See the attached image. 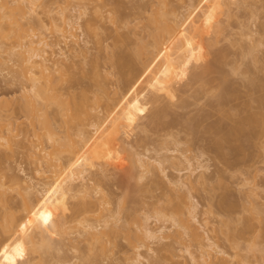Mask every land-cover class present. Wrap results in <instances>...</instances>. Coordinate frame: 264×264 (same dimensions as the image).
Wrapping results in <instances>:
<instances>
[{
  "label": "rangeland",
  "instance_id": "obj_1",
  "mask_svg": "<svg viewBox=\"0 0 264 264\" xmlns=\"http://www.w3.org/2000/svg\"><path fill=\"white\" fill-rule=\"evenodd\" d=\"M158 1L160 2L157 4ZM33 2L37 14L28 16L30 19H27L26 15L21 18L19 12L14 14L18 24L24 19V27H27L25 32L28 34L34 30L35 34L42 33L49 42H54L55 38L59 40L56 30L57 25H60V15L57 12L65 9L66 14L72 15L75 11L77 13V10L82 11L85 8L86 11L83 10L85 13L80 20L84 25H82L84 33L78 39V46L71 41L65 47L62 44L64 51L67 52L61 64L63 66L50 76L53 80L50 85L58 92L54 89L53 91L61 96L56 95V104L52 100L54 103H50L49 100L45 108V113L50 118L49 125L44 123L45 126H41L39 123L42 120L40 118L44 120V111L39 119L35 117L41 115L39 112L47 102L45 105L43 102H37L38 107L40 104L44 106H41L35 116L31 114L28 100L33 99L31 98L33 96L29 94L31 97L27 99V91L25 92L27 98L25 93L23 94L25 88L22 91V87L27 86L25 79L27 77L22 75L25 77L22 78L19 73L21 78L17 77V74L14 75L18 72L19 66L18 63L14 64L15 60L14 63L13 59L11 62L5 61L7 58L5 52L9 53L8 51L16 46L18 34L10 37L12 35V29L10 30L8 25L10 18L5 20L3 18L4 25L1 23L3 28L8 25L11 34L3 28V33H7H2V37L0 33L2 46L0 58L7 62L5 64L2 58V61L0 60V105L3 107L0 109V139L5 137L8 140L3 138L0 140V182L6 183L2 186L4 189L0 187L6 189L2 191L3 193L0 192V197L4 200L6 197L7 200L3 201L0 198V202H6V207L8 206L6 208L0 205V243L3 244V248L0 246V264H136L134 258L137 252L143 257L139 264H146L148 256L150 262L148 264H198L201 261L198 258L205 250L215 254L217 259L227 260V264H240L239 262L264 264V89L263 87L260 88L261 91L257 89L260 85L264 86V0H33ZM41 5L49 9L46 14L56 19L55 24L48 23V16L42 12ZM158 5L168 20L167 22L164 20L166 24L183 21L180 24L182 32L174 27L180 32L181 38L183 37L179 38L183 45L177 48L178 51L184 48V51L180 50L181 55L178 54L177 45L174 46L178 44L177 40L179 41L175 39L177 31L169 30L168 25V30L173 32L166 31L164 36L162 33V37L157 34L162 39L164 37V43L160 44L162 41L160 40V46L154 45L153 40L156 39L157 43L159 41L155 33L153 39L151 32L156 29L154 23L150 25L149 21L152 19L151 13L158 19L164 17L160 11L155 15ZM10 7L12 6L5 9L9 11L12 9ZM74 9L76 10L72 11ZM8 14V17L11 16ZM34 16L42 19L44 17L43 20L48 23L44 22L47 24L44 29L39 30L36 24L31 23L35 19ZM182 17L183 20L180 19ZM26 22L32 28L34 26L33 30H30ZM172 25L171 23V28ZM24 27L21 26L23 30ZM17 28L15 30L18 31ZM158 29L164 28H157L160 33ZM24 34L26 36V33ZM31 34L33 32L29 35ZM173 37L174 40L171 42L170 39ZM142 44L145 48L141 47ZM8 46H12L10 50ZM159 47L163 49V54ZM17 49L16 47L15 50ZM78 49H83V53L86 51L84 54L87 55L83 59L82 50H79V54ZM254 55L258 59L257 57L252 59ZM181 56L186 63L181 61ZM13 58L15 59L14 56ZM9 65L13 67L11 70L14 73L9 69ZM7 69L11 72H7ZM257 94L260 95L259 99ZM251 95H255V99ZM57 104L59 107L63 105L61 109ZM74 106L76 110L71 112ZM62 107H66L65 111ZM66 111L69 114L74 113V120ZM94 115L96 117L99 115L103 120L104 118L106 120V117L110 118L106 133L113 134V138L106 134L109 137L106 140L111 139L112 143L102 141L99 145L94 144L95 147L87 146L86 150L82 145L79 147L81 143L75 134L78 130L84 129L85 132H89L88 135L94 137L96 130L89 124ZM67 120L70 121L67 123ZM63 121H66V124ZM4 122L10 124H7L8 127L12 125L13 130L8 128L9 134H6L7 126L4 127ZM11 130L12 134L15 133L12 135L13 138L10 135ZM35 132H40V136L42 132L43 134L46 132L47 135L53 134L52 139H48V136L47 139L45 136L42 138L43 135L40 139L37 135L39 137L35 139ZM63 135H67L65 137L69 141L72 139L71 143L73 140L76 143L69 144ZM36 142L48 151L60 149L55 150L53 155H50L53 151L50 154L48 152V157L50 155L55 159V162L54 159L51 160L54 164L61 160V165L66 167L70 174V178L66 179L62 187L69 184L74 191L85 180L88 187L102 189V192H105L102 198L106 202H101L102 214L99 212L100 207L96 208L98 212L94 211L98 203L95 202L98 193L86 200L83 197L87 202L84 205L89 209L84 213L81 210L84 201L82 202V197L78 196L80 194L74 198L68 197L69 199L62 196L65 201L61 200L60 193L54 194L55 197L53 195L48 197L49 187L45 190L42 181L51 179L52 174L48 170V174L46 171L45 174L42 169L46 170L44 160L50 157L46 159L47 154L44 153L46 157L42 159L38 151L33 155L32 147L37 145ZM64 142L67 143L63 144ZM58 143L65 146H62L63 148L60 146L61 149ZM75 146L80 148L78 150L82 157ZM45 150L43 151L47 152ZM56 153L57 159L60 160L54 157ZM135 153L142 154L140 156L142 159L150 160L154 165L153 172L145 176L147 179L145 177V180L141 179V182L136 176L139 173L136 169L137 162L136 165L133 164L136 161L132 157L136 156ZM39 155L43 162L39 161ZM79 158L85 159V162L82 160L84 162L82 166L86 170L83 173V180L79 176V179L76 177L78 168L72 166L75 161L79 162ZM159 159H163L160 166L155 162ZM186 159H189V163ZM131 161L136 172H129ZM198 164L202 165L204 171ZM198 167L203 172V179L197 176L201 172ZM190 170H193L189 177L193 180L192 189L188 191L186 186L179 188L173 185L177 190L171 186V180H177L179 177L182 179L181 177L185 175L183 178L187 179ZM132 172L134 177L131 175ZM53 177L52 179L58 175ZM26 182H42L41 185L35 183L34 190L39 191L34 192L32 200H28L30 196L26 197V201L30 203L25 202V193L23 198H20L24 191L18 186L23 187ZM58 187L60 186H57V189ZM61 188L58 192H64ZM181 193L185 194L183 201ZM3 194L4 197L1 196ZM98 201L100 202L99 199ZM192 204L195 206L196 212L193 214L196 215V220L189 214V205ZM117 205H120V212ZM177 205H180V208H177ZM105 207L110 210L114 208L112 211L115 212L118 210L120 220L115 223L118 232L111 231L110 235L107 233L102 237L101 243L105 246V249H102V246L99 248L98 241L96 246L88 244L90 242L86 243L85 237L77 235L76 232L81 231L83 227L82 223V225L78 223L80 217H88V220L94 223L100 215L102 218L106 213H103L104 209L107 210ZM69 209H74V212L72 210L70 213ZM107 217L105 214L104 218ZM171 217L176 219V223L182 218H186L185 222L188 219L187 222L197 228H195L197 238L177 225L181 224L182 220L174 225ZM76 218H79L78 221ZM110 220L109 224L113 223ZM96 222L94 225H97V229H103L98 226L102 220ZM115 224L110 226L116 229ZM158 225H163L164 230L166 227L170 229H166L169 235L166 240L160 241L161 245L156 241L152 243L153 240L145 237L143 232L144 227L155 229ZM208 244H212V247ZM86 245L95 247L92 246L93 249L90 250L91 246L87 248ZM190 253L198 261H192Z\"/></svg>",
  "mask_w": 264,
  "mask_h": 264
},
{
  "label": "bare ground",
  "instance_id": "obj_2",
  "mask_svg": "<svg viewBox=\"0 0 264 264\" xmlns=\"http://www.w3.org/2000/svg\"><path fill=\"white\" fill-rule=\"evenodd\" d=\"M157 1V0H156ZM160 1H158L157 2V4L159 3ZM12 6V7H10V8H12V9H10L9 10V8H8V10L9 11H7L5 8H7L8 6H10L9 4ZM33 0H0V33H1V37H2V35L3 34H5V33H7V32H4L3 33V31H2V28H3V25H4V20L5 19H8V18H10V21L9 20H6V21H9V23H8V25L10 26V30L12 29V32L9 30L8 31V25H6L7 23L5 22V28H3V29H5L6 31H8V34L11 32L12 33V35L10 36V37H12L13 35L14 36H17V35H15V34H18V36H17V38H18V40H17V43H15V45L16 46H14V48L12 47V46H10V47H12V49H14V51L8 46V49L10 50V51H8L9 53H6L5 52V54H7V56L5 55V54H2V56L4 55V56H6L5 58V61L7 60L8 62L10 61L11 62V60L13 59V63H14V60H15V65H16V63H18L19 64V69H18V67H17V70H18V72H17V70H16V68H14L15 69V71L17 72V73H15L14 75L16 76V74H17V77H20L21 78V76L23 75V76H25V77H27V78H25V77H23L22 76V78H25L26 79V83H27V86L25 87H22V91H24L23 92V94L26 92V93H28L27 95H28V98H27V95H26V93H25V95H23V96H25L27 99H29V97H31L29 94H31L33 97H31V98H33V99H31V100H28V104H29V102H30V111H31V114L33 115V116H35V114H36V112L37 111H39L40 110V108H42L41 106L44 104L45 105V103H46V105H45V107L44 108H42V109H44V110H40V112H39V114H41L42 113V111H44L43 112V114H45L46 115V117H45V115H44V120H43V118H40V116H43L42 114L41 115H39V116H37L36 115V117L35 118H37V119H42L41 120V123H39V125H41V126H45V124L44 123H46L47 125H49L48 124V122L50 121V118L47 116V113H45L46 112V106H48V102H49V100H50V103H54L55 102V104H56V101H57V96H59L58 95V93L56 94L55 92L57 91L56 90V88L55 87H51V85L50 84H52V82H53V80H52V77L50 78V76H52L51 74L53 73V72H55V71H58L59 70V68L60 67H62L63 65H61L63 62H64V57H66V53L67 52H65L64 51V47L67 45V43L69 42V41H71V42H73V44L74 45H76V46H78V39L80 38V36H83V33H84V31H83V29H84V27L82 28V25L83 24H81L80 23V20H81V16H82V14H84L85 12L84 11H86L85 10V8L82 10V11H78L77 10V13H76V9H74V10H72V11H75V13H73L72 15L69 13V15L68 14H66L67 12H65L66 10L65 9H61V10H59L57 13L60 15L59 16V20H60V25L58 24L57 25V33H58V36L60 37V39L59 40H57L56 38H55V41L54 42H49V41H47L46 40V37L45 36H43V34L41 33V34H35V32H34V30H33V28H34V24H36L35 26H37L38 28H39V30L40 29H44L45 28V26L48 24V23H50V25H51V23H53V24H55V22H56V19L54 18V17H52V16H48L46 13H48L49 12V9H45L44 7H43V5H41L42 7H43V11L42 12H44L47 16H48V19H49V21H48V23L47 22H45V20H43L44 19V17H43V19H42V17H35V19H34V17H32V19H34L33 21H31V23H34L32 26H33V28L32 27H30V25H29V21L28 22H26L27 24H28V27H30L29 29L30 30H33L32 32H33V34H31V35H29L30 33H32L31 31H30V33L28 34L27 32H25V27H24V24H23V22H24V19H23V22L22 21H20V23L18 24L17 23V18H15L14 17V14H15V12H19V15H20V17L21 18H24L25 17V15H26V18L28 19H30V17H28V16H30V15H32L33 13H35V14H37L36 13V10H35V8L36 7H34L33 8ZM156 3V2H155ZM162 3V2H161ZM41 4H42V2H41ZM156 4V5H157ZM160 5V4H159ZM158 5V8L160 7ZM13 6H14V8H13ZM85 7V6H84ZM158 8H157V10L155 11V12H157L155 15H158V13H159V11H160V8H159V10H158ZM4 9V10H3ZM42 9V8H41ZM45 9V10H44ZM162 11V10H161ZM160 11V12H161ZM10 13L11 14V16H7V14L8 13ZM152 12V11H151ZM165 12V11H164ZM7 13V14H6ZM43 13V14H44ZM162 13V15L165 17H162V19L161 18H157V17H153L152 15L154 14V13H151L150 14V19H151V21H149V22H151L150 23V25H153V23H154V28L156 29V30H154V32H151L150 33V36L152 35L153 36V39H154V33H155V35H156V37H158V36H160V37H162V33H163V36H164V34H166V31H167V33H172L175 29H179L178 31H180L181 30V26L182 25H180V24H182L183 23V21H182V23H178V22H180V21H178L177 23H178V25H177V23H175V22H171L173 25H172V28H171V23H169L168 22V24H166V22L168 21L167 20V18H166V16L164 15L165 13H163V12H161ZM39 14V13H38ZM9 15V14H8ZM42 15V14H41ZM154 15V16H155ZM159 15H161V14H159ZM7 16V17H6ZM37 16V15H36ZM46 16V17H47ZM149 16V15H148ZM152 16V17H151ZM2 18V19H1ZM3 18H4V20H3ZM147 18H149V17H147ZM153 18L155 19H158L157 21L159 22L160 20V24L159 23H157V21H156V19L154 20V21H152L153 20ZM47 19V18H46ZM149 19V20H150ZM166 19V20H165ZM181 20H183V17L182 18H180ZM163 20V21H162ZM164 20L166 21V22H164ZM178 20V19H177ZM184 20L186 21V18L184 17ZM47 23V24H45V23ZM3 25H2V24ZM23 25H22V24ZM25 23V24H26ZM155 23H156V25H155ZM163 23V24H162ZM175 23V24H174ZM186 23V22H185ZM170 24V25H169ZM15 27H14V26ZM148 25H149V23H148ZM160 25V26H159ZM161 25H162V27H161ZM165 27H164V26ZM169 26V30H173V31H169L168 30V26ZM180 25V26H179ZM11 26H13V27H11ZM21 26L22 27H24V30L21 28ZM84 26V25H83ZM16 27H18L17 29H19L20 30V28H21V30H23V31H17V30H15V28ZM151 27V26H150ZM174 27H176L175 29H174ZM178 27V28H177ZM7 28V29H6ZM27 28V27H26ZM153 28V27H152ZM157 28H161V29H163V30H160V29H158V30H160L161 32L159 33V31H157ZM86 29V28H85ZM184 29V28H183ZM4 30V31H5ZM13 30H15V32H13ZM27 30V29H26ZM165 30V31H164ZM177 30H175V31H177ZM28 31V30H27ZM76 31H79V32H77L76 33ZM86 31V30H85ZM169 31V32H168ZM176 32V36L174 35V34H170V35H174L176 38L175 39H179V38H181V36H180V32H182V31H180V32ZM20 32V33H19ZM156 32H158V33H156ZM3 33V34H2ZM10 33V34H11ZM24 33H26V36H25V34ZM39 33H40V31H39ZM175 33V32H174ZM20 34V35H19ZM23 34V35H22ZM157 34H159L158 36H157ZM180 36V37H178V35ZM86 35V34H85ZM169 35V34H168ZM6 36V35H5ZM7 37V36H6ZM8 37H9V35H8ZM160 37H158V40L157 41H159L158 43L156 42V39L155 40H153V41H155V43H154V45L156 46V44H157V46H158V44L160 43V40H162L161 41V43L160 44H163L164 42H163V40H164V37H163V39L162 38H160ZM167 37V36H166ZM170 37H172V36H170ZM4 38V37H3ZM84 38H86L87 39V37H85L84 36ZM183 38V37H182ZM181 38V39H182ZM170 39V38H169ZM57 40V41H56ZM81 40L83 41V39L81 38ZM171 40V42H172V40H174V37H173V39L171 38L170 39ZM81 41V43H83ZM88 42V41H87ZM177 42H178V44H175L174 46H176V49L178 48V46H180V45H183V41L182 40H180L179 39V41L177 40ZM174 43V42H173ZM172 43V44H173ZM176 43V42H175ZM180 43V44H179ZM182 43V44H181ZM62 44H63V46H62ZM86 44V43H85ZM84 44V45H85ZM160 44H159V46H160ZM3 45V44H2ZM0 46H1V43H0ZM83 46V45H82ZM82 46H80V47H82ZM88 45H86V47H87ZM143 44H142V48H143ZM2 47V46H1ZM0 47V48H1ZM4 47V46H3ZM18 48L17 49V51L15 50V48ZM54 47V48H53ZM47 48H51L50 50H47ZM89 48V47H88ZM142 48H140L141 50H142ZM144 48H145V46H144ZM6 49V48H5ZM83 49H84V46H83ZM83 49H78V53H79V50H82L81 52L83 53ZM159 49V51L160 50H162L161 52V54H163V49L162 48H158ZM182 48H180L179 49V51H178V49H177V51H178V54H180L181 55V50ZM184 49V48H183ZM182 49V50H183ZM250 49H252V48H250ZM3 51H4V49H2ZM65 50H67L66 48H65ZM85 50H86V48H85ZM88 50V49H87ZM90 50V49H89ZM254 50V49H253ZM16 51V52H15ZM138 51H139V48H138ZM184 51V50H183ZM0 52H2V51H0ZM86 51H84V53H85ZM256 52V51H255ZM255 52H253V54L255 53ZM82 53H81V55H82ZM83 53V55H82V59H83V57H85L86 55ZM251 53V52H250ZM80 54V53H79ZM256 54V53H255ZM81 55H80V57H81ZM0 56H1V54H0ZM13 56L15 57V59L13 58ZM178 56V55H177ZM178 57H180V56H178ZM254 57H257L256 55H254L253 56V58L252 59H255ZM2 58V57H1ZM1 58H0V60H1ZM62 58V59H61ZM181 58H182V60L181 61H183V62H185L184 60H183V57L181 56ZM81 59V60H82ZM154 59V58H153ZM257 59H258V57H257ZM2 60L4 61V58H2ZM1 60V61H2ZM155 60V59H154ZM0 61V62H1ZM5 61H4V63H5ZM153 61V60H152ZM157 61V60H156ZM155 61V63H157ZM256 61V60H255ZM258 61V60H257ZM7 63V62H6ZM5 63V64H6ZM154 62H153V64H155ZM182 63V62H181ZM186 63V62H185ZM4 64V65H5ZM17 64V65H18ZM1 65H3V63H1ZM10 66V65H9ZM12 66H13V64H12ZM13 68V67H12ZM11 68V66H10V70L12 69ZM61 69V68H60ZM8 70V69H7ZM10 70H8L7 72H9ZM13 73H14V71L13 70H11ZM10 71V72H11ZM61 71V70H60ZM9 72V73H10ZM8 73V74H9ZM21 74V76L19 75V74ZM62 74V73H61ZM261 86V85H260ZM259 86V88H257V89H259V91H261L260 90V88H262L263 87V89H264V86H261L260 87ZM23 88H25L24 90H23ZM53 89L54 90H56V91H53ZM263 89H262V91H263ZM21 91V92H22ZM30 92V93H29ZM58 92V91H57ZM264 93V92H263ZM57 95V96H56ZM258 96V99H259V97H260V95H262V92H261V94L259 95V94H257ZM61 96V95H60ZM252 96V95H251ZM255 95H253L252 97H254ZM256 97V96H255ZM255 97H254V99H255ZM24 98V97H23ZM25 98V99H26ZM59 98H61V97H59ZM26 99V100H27ZM54 99V100H53ZM55 99H56V101H55ZM24 100V99H23ZM51 100L52 101H54V102H51ZM25 101V100H24ZM61 101V100H60ZM37 102H43V104H40V106L38 107V105H37ZM59 102V101H58ZM57 102V103H58ZM62 102H64V101H62ZM49 103V105H51ZM66 103V102H65ZM39 104V103H38ZM54 104V105H55ZM63 104V103H62ZM6 105V104H5ZM43 105V106H44ZM63 105H65V104H63ZM63 105H61V106H63ZM69 105V104H68ZM3 106V105H2ZM57 106H58V104H57ZM60 106V107H61ZM66 106V105H65ZM5 107V106H4ZM59 107V106H58ZM59 107V108H60ZM66 107H68V106H66ZM66 107L64 108V107H62V109L64 110V109H66ZM264 107V106H263ZM3 108V107H2ZM1 108V105H0V109H2ZM28 108V107H27ZM70 109H71V107H69ZM24 109V108H23ZM61 109V108H60ZM26 110V109H25ZM63 110H61V111H63ZM72 110H73V112H74V110H76V106H74V109H71V112H72ZM27 112H28V110H26ZM60 111V110H59ZM65 111V110H64ZM67 112V111H66ZM71 112H70V114H71ZM68 114H69V112H67ZM63 114V113H62ZM69 114V115H70ZM73 114L74 113H72L70 116L73 118ZM87 114V113H86ZM92 114V113H91ZM29 115V114H28ZM66 115V114H65ZM87 115H89V114H87ZM93 115V114H92ZM95 116V115H94ZM98 117H93L94 119L91 121V123H89L90 125H92V127H93V129L94 130H96V133H95V135H94V137H91V136H93V135H88L89 134V132H88V134H87V132H85V130L84 129H81V130H78L77 131V133L75 134L76 136L78 135V138H79V143H81V144H79V147L82 145V147L84 146L85 148L88 146H94V144H101L102 143V141H104L105 143H106V141H108V143L109 144H111L112 142H111V139L113 138L112 136H113V134L111 135L110 134V132H108V133H106L108 130H107V128L109 127V126H107L108 124H110V122H111V120H110V118L109 119H107V117H106V120H105V118H104V120H103V118L101 119L100 118V116L99 115H97ZM67 117H69L68 115H67ZM30 118H32V117H30ZM65 118H66V116H65ZM65 118H63V119H65ZM92 117L90 116V119H91ZM255 118V117H254ZM70 119V118H69ZM89 119V120H90ZM35 120V119H34ZM49 120V121H48ZM66 120V119H65ZM73 120H74V118H73ZM249 120H252L251 118H249ZM255 120L257 121V118H255ZM36 121V120H35ZM40 121V120H39ZM38 121V122H39ZM47 121V122H46ZM70 121V120H69ZM68 120H67V123L69 122ZM43 122V123H42ZM63 122H65V124H66V121H63ZM107 122H108V124H107ZM9 123H10V121H9ZM9 123H7L6 122V124H5V122H4V127L5 126H7L5 129V131H6V134L8 133H10L9 131H10V129H8L9 127H8V125H10ZM52 123V122H51ZM8 124V125H7ZM38 124V123H37ZM44 124V125H43ZM2 125V126H3ZM52 126L54 125V124H51ZM68 125H70V124H68ZM1 126V127H2ZM11 127H12V125H11ZM10 127V128H11ZM113 127V126H112ZM3 128V127H2ZM34 128V127H33ZM52 128V127H51ZM12 129V128H11ZM36 129V128H35ZM9 130V131H8ZM13 130V129H12ZM12 130H11V136L13 135V134H15V133H13L12 134ZM50 130V129H49ZM49 130H47V133H48V131ZM5 131L3 132L4 134H5ZM8 131V132H7ZM34 131H36V130H34ZM65 131H67L68 132V130H65ZM37 132V131H36ZM35 132V133H36ZM53 132V131H52ZM52 132H50V133H52ZM67 132H66V134H67ZM40 133V132H39ZM39 133H36V134H34V135H36L35 136V139H36V137H37V139H38V137L40 136L39 135ZM46 132H44V134H43V132H42V138H44V136H45V138L47 137L48 139H52V135L50 134H48L47 135V133L45 134ZM68 133H70V132H68ZM41 134V133H40ZM55 134V133H54ZM71 134V133H70ZM106 134H109V137H111V139H108V140H106V138H109V137H107L108 135H106ZM37 135H39V136H37ZM106 135V136H105ZM111 135V136H110ZM6 136V135H5ZM8 137H9V135H7ZM41 136L39 137V139L41 138ZM64 136V138L65 139H68V138H66L65 136H67V135H63ZM71 136V135H70ZM14 136H12V138H13ZM55 137V136H54ZM53 137V138H54ZM69 137V136H68ZM4 140H6L5 139V137H2ZM1 138V139H2ZM7 138V137H6ZM9 138H11V137H9ZM8 138V139H9ZM46 138V139H47ZM56 138V137H55ZM60 138V137H59ZM62 138V137H61ZM70 138V137H69ZM101 138H103V139H105V140H102ZM0 139V140H1ZM58 139V138H57ZM59 140V139H58ZM72 140V139H71ZM70 140V141H71ZM101 140V141H100ZM6 141H8V140H6ZM5 141V142H6ZM14 141V140H13ZM12 141V142H13ZM41 142V140H38V142ZM66 141H69V139L68 140H66ZM69 141V144H71L72 145V143L73 142H75L74 140L72 141V143ZM77 141V140H76ZM11 142V143H12ZM58 142V141H57ZM61 142H62V140H61ZM103 142V143H104ZM4 143V142H3ZM10 143V144H11ZM34 143V142H33ZM32 143V144H33ZM37 143V142H36ZM65 143H67V142H64L63 144H65ZM76 143V142H75ZM107 143V144H108ZM10 144H9V146H10ZM41 144V143H40ZM59 145V147L61 146V144L62 143H58ZM69 144H68V146H69ZM75 145H77V144H75ZM33 146V145H32ZM62 146H65V145H62ZM61 146V147H62ZM6 147V146H5ZM31 147V146H30ZM52 147H54L53 146V144H52ZM60 147V148H61ZM76 147V146H75ZM74 147V148H75ZM77 148L76 150L79 152V150H80V148ZM95 147V146H94ZM44 147H42L41 148V146H39V143H37V145L35 144V146H33L32 147V149L34 150L33 152H34V154L33 155H35L36 154V152L38 151L39 152V154L40 155H42L41 156V158L43 159V157L45 158L46 156V159L47 158H49L50 157V155H53L54 153H55V150H57V149H54V151L53 150H50V151H48V150H45V148L43 149ZM63 148V147H62ZM61 148V149H62ZM69 148V147H68ZM73 148V149H74ZM85 148H84V150H85ZM79 149V150H78ZM43 150H45V151H47V152H44ZM60 149L58 148V150L57 151H59ZM86 150H87V148H86ZM53 151V152H52ZM70 151V150H69ZM75 150H73V153H75L74 152ZM83 151V150H82ZM29 152H31V150L29 151ZM43 152V154H41ZM48 152H49V154L52 152V154H50L49 155V157H48ZM47 154L46 156H45V154ZM80 153V156L82 155L81 154V152H79ZM78 153V154H79ZM87 153H88V151H87ZM134 153V152H133ZM142 153V152H141ZM83 154H86L85 152H83ZM136 154V153H135ZM40 155H39V158L38 157H36V160H38V159H40L39 161H41V158H40ZM76 155V154H75ZM132 155V154H131ZM142 155V154H141ZM140 153L139 154H136V156L134 157V156H132L133 157V159H134V165H136L137 166V168L136 169H138L137 171H139V173H137L136 174V176H138L137 177V179L139 180L140 179V182H141V179H144V177L146 176V175H149L150 173H152L153 172V167H154V165H153V163L149 160H146V159H142L140 156ZM58 155H57V153H56V156L54 155V157L57 159L58 157H57ZM80 156H77V158L78 157H80ZM83 156V155H82ZM81 156V157H82ZM168 156V155H167ZM167 156H166V158H167ZM169 156H171V155H169ZM52 157V156H51ZM49 158V159H47V160H44V163L47 165V167H46V170H45V168L44 169H42L44 172L46 171L47 172V170H48V172H50L52 175H51V179H44V180H46V181H42V182H35V183H38L39 185H41V183H42V186H43V184H44V188H45V190H48V189H46L47 187H49V193H50V195H48V197L50 196H54V194L56 195V193H57V195H58V193H60L61 195V200L63 199V201H65L64 200V198H62V196L64 197L65 196V198H67V199H69V198H74V196L76 197V195H78V194H80V195H78V196H81L82 198V202L84 201V199H83V197L85 198V200H86V198H89V196H91L92 197V195H94L95 193L97 194L98 193V196L96 197V201L95 202H98V203H96L97 204V206L95 205V209L97 208H99V210H101V211H99L100 212V214H102L101 212H102V209H103V207L101 206L102 205V203H104V202H106V200L104 201L103 200V196L105 195V192H102V189H99L100 190V192H101V194H99L100 192H99V190H97L96 188H91V187H88V184H86V182L87 181H85L84 180V183H82L80 186H77V187H79L78 189L77 188H75L74 189V191H73V187L72 186H70L69 184H67L66 186L67 187H65V186H63L62 187V184L63 183H66V179L67 178H70L69 176H70V174L68 173V170H67V168L66 167H64L63 165H61V163H60V158L59 159H57V160H60V161H58V163H51L52 161L51 160H53L54 158ZM75 157V156H74ZM145 157H146V155H145ZM38 158V159H37ZM136 158V159H135ZM146 158H148V157H146ZM169 158H171V157H169ZM75 160H76V158H74ZM36 160H34L35 162H36ZM85 160V159H83V158H81V160H80V158H79V162H78V160H77V162L75 161V163L74 164H72V166L73 165H75L74 167L75 168H78V170H77V172H76V174H77V178H78V176H79V178L81 177V179L83 180V173H85L84 171H86L85 170V168H83V166H82V162ZM46 161V162H45ZM80 161H81V163H80ZM132 161H131V167H130V165H129V167H130V170H129V172L130 171H133V172H136V171H134V169H133V167L134 166H132ZM161 161H163V159L162 160H155V162H157V164H158V166H160V164H162V162ZM186 161H187V163H189V159H186ZM41 162H43V161H41ZM54 162H55V159H54ZM85 162V161H84ZM83 162V163H84ZM137 162V163H136ZM40 163V162H39ZM136 163V164H135ZM56 164H58V165H56ZM64 164V163H63ZM65 165V164H64ZM82 167V168H79V167ZM127 166V165H126ZM198 166H200L201 168H202V165H199L198 164ZM73 167V168H74ZM128 167V166H127ZM195 167V166H194ZM200 167H198V168H200ZM204 167V166H203ZM135 168V167H134ZM161 168V167H160ZM197 168V169H198ZM201 168L199 169L200 171H201ZM39 169V168H38ZM129 169V168H128ZM135 169V170H136ZM158 169V168H157ZM156 169V170H157ZM203 169V168H202ZM127 170V169H126ZM43 171H41L40 170V172H42V173H44ZM128 171V170H127ZM161 171V170H160ZM198 171V170H197ZM203 171H204V169H203ZM46 172H45V174H46ZM48 172H47V174H48ZM129 172L127 173V174H129ZM132 172V176L134 177V173ZM192 172H193V170H190V172H189V174L187 175L188 177H187V179L186 178H183V177H185V176H183V177H181L182 179H180V177H179V179H177V180H174V181H170V183L172 184L171 186L172 187H174L173 185H175L176 187H178L179 186V188H180V186H186L185 188L188 190H190V189H192L193 188V185H192V181L193 180H191L189 177H190V175L192 174ZM42 173H40V175L42 174ZM131 173V172H130ZM162 173V172H161ZM69 174V175H68ZM156 174V173H155ZM164 174V173H163ZM58 175V177H56V178H54L55 176H57ZM130 175V174H129ZM165 175V174H164ZM48 176V175H47ZM54 176V177H53ZM135 176V177H136ZM197 176H201V177H199L200 179L202 178L203 179V177L202 176H204L203 175V172L201 171ZM52 177L54 178V179H52ZM129 177H131V176H129ZM47 178V177H46ZM78 178V179H79ZM146 178V177H145ZM154 178V177H153ZM1 179V178H0ZM84 179H85V177H84ZM137 179H136V181H137ZM147 179V178H146ZM155 179V178H154ZM185 179V180H184ZM145 180V179H144ZM197 180V179H196ZM199 180V179H198ZM1 181V180H0ZM25 181V180H24ZM27 181V180H26ZM152 181H154L153 179H152ZM156 181V180H155ZM3 183H1L0 182V187H2L3 185H5L6 183L4 182V181H2ZM83 182V181H82ZM34 182L33 183H31V182H26V184H25V186H18L19 187V189H22L24 192H22L21 194H20V198H23V196H24V194L23 193H25V202H29L30 200L29 199H31V197L33 196V194H34V192L35 191H39V190H34V189H36V184H35ZM47 185V186H46ZM64 185V184H63ZM7 186H9V185H7ZM46 186V187H45ZM57 186H60V187H58V189H60L61 187V189H63L64 190V192H58V189H57ZM69 186L71 187V188H69ZM169 186V185H168ZM166 187H167V185H166ZM172 187H171V189H172ZM176 187H174V188H176ZM3 189H4V187H2ZM168 188H170V186L168 187ZM167 188V189H168ZM172 189L173 191L175 190V189ZM184 188V187H183ZM3 189H0L1 191V193H3L2 191H6V189L5 190H3ZM177 189V188H176ZM178 190V189H177ZM188 190V191H189ZM169 191H170V189H169ZM176 191V190H175ZM41 192V191H40ZM51 192H52V194H51ZM0 193V194H1ZM5 193V192H4ZM62 193H63V195H62ZM64 193L66 194V195H64ZM104 193V194H103ZM23 194V195H22ZM26 194H27V196H26ZM36 194V193H35ZM182 195V201H183V196H185V194L184 193H181ZM184 194V195H183ZM4 195L5 194H3V195H1V196H3L4 197ZM68 195V196H67ZM30 196V197H29ZM34 196H36V195H34ZM96 196V195H95ZM100 196H101V198H100ZM187 196V195H186ZM26 197H29L28 198V200L29 201H26ZM55 197V196H54ZM57 197V196H56ZM69 197V198H68ZM1 199H2V197H0ZM5 198V200L4 199H2L3 201H7L6 200V197H4ZM35 198V197H34ZM100 200V202L98 201V199ZM186 198V197H185ZM193 198V197H192ZM1 199H0V201H1ZM59 199H60V197H59ZM66 199V200H67ZM102 199V200H101ZM32 200V199H31ZM250 200V199H249ZM249 200H247V201H249ZM103 201V202H102ZM181 201V202H182ZM102 202V203H101ZM108 202V201H107ZM4 202H0V205L1 206H5L6 207V202L3 204ZM30 203V202H29ZM31 203H32V201H31ZM109 203V202H108ZM194 203V202H193ZM86 205L87 204V202H83V204H81V206H83V205ZM107 204V203H106ZM191 204V203H190ZM30 205H32V204H30ZM84 205V206H85ZM81 207V210H82V212L84 213L85 212V210H87L88 208H87V206H85V207ZM103 206H105L104 204H103ZM118 206V205H117ZM187 206V205H186ZM8 207V206H7ZM6 207V208H7ZM32 207V206H31ZM30 207V208H31ZM119 207H120V205L118 206V210H119V212L121 211V209H119ZM124 207V206H123ZM176 207V206H175ZM180 208V205H177V208ZM5 208V209H6ZM57 208V207H56ZM82 208H85V209H82ZM107 210L105 211V209H104V211H103V213H105L106 214V216L108 215V217H110V218H108L107 217V219L106 218H104L105 217V214L102 216V218H101V215H100V218L99 219H96V221L97 220H102V222H99L100 224H98V226H100L101 228H103V229H97V225H94V223L96 224L97 222L95 221L94 223L93 222H91L90 220H88V217H85V216H82V217H80V219L81 220H79V222L78 223H80V225H82L83 227H81L82 229H81V231H79V230H77V235H80L81 237H85V239H86V243H88V242H90V243H88V244H93V245H95V244H97L96 243V241H98V244L100 243V246H99V248H101V246L103 247L102 249H105V246H103L104 245V243L102 244L101 242V240H103V236L104 235H107V233L109 234V232H110V234L112 233V232H115L116 233V230H117V232H118V226L115 224V223H117L118 222V220H120L119 219V215L118 214H120L119 212H118V210L115 212V211H112L113 209H109V208H107V207H105ZM122 208V207H121ZM189 208H190V210H189V214H191L190 216L192 217V219H195L196 220V215L195 214H193V213H195L196 211L194 210L195 209V206H194V204H192L191 206L189 205ZM188 208V209H189ZM32 209V208H31ZM94 209V211H97V209L95 210ZM109 209V210H108ZM123 209V208H122ZM187 209V210H188ZM70 210V213H71V211L72 212H74V209H69ZM81 210H80V212L79 213H81ZM84 210V211H83ZM32 211V210H31ZM87 211H89V209L87 210ZM86 211V212H87ZM97 211V212H98ZM69 212V211H68ZM108 212V213H107ZM59 213V212H58ZM79 213H77L78 214V216H79ZM110 213V214H109ZM118 213V214H117ZM76 214V215H77ZM117 215V216H116ZM181 216V215H180ZM77 217V216H76ZM112 217V218H111ZM174 217V216H173ZM178 217H179V214H178ZM121 218V217H120ZM175 218V217H174ZM181 218V217H180ZM77 219H79V218H76V220ZM111 219V220H110ZM113 219V220H112ZM171 219H172V217H171ZM184 219V220H183ZM185 219L186 218H182V219H180V220H182L181 222V224H177L180 220H178V222L176 223V219L174 220V219H172V222L174 223V225H175V223L177 224V225H179L180 227L182 226V229H184L185 230V232H190V234L194 237V238H197V236H198V233L195 231L196 229L194 228V227H192L187 221H188V219L186 220V222H185ZM108 220H110L111 222L113 221V223L116 225V229H113V223H111V224H109V221ZM78 221V220H77ZM114 221H116V222H114ZM108 222V223H107ZM82 223V224H81ZM93 223V224H92ZM103 225H102V224ZM109 224V225H108ZM110 225H112V226H110ZM193 225V224H192ZM110 226V227H109ZM165 226V225H164ZM172 226V225H171ZM115 227V226H114ZM166 227V226H165ZM166 229H169L168 227H166ZM164 230V227H163V225L162 226H157V228L155 227V229H150V228H147V227H144L143 228V232H144V235H145V237H147L148 239H150V240H153L152 241V243L154 242V241H156V242H162V240L164 241V240H166L167 239V236L169 235H167V233H166V231L167 230ZM115 230V231H114ZM170 230V229H169ZM78 231H79V233H78ZM112 231V232H111ZM173 232V231H172ZM184 232V233H185ZM114 233V234H115ZM182 233V232H181ZM83 234V235H82ZM109 234V235H110ZM179 234V233H178ZM76 235V236H77ZM113 235V234H112ZM171 235V234H170ZM79 237V236H78ZM77 238V237H76ZM166 238V239H165ZM170 238V237H169ZM78 239V238H77ZM84 239V238H83ZM84 239V240H85ZM100 241V242H99ZM104 242V241H103ZM160 242V244L159 245H161L162 243ZM85 243V244H86ZM1 245V247L3 248V244L2 243H0ZM157 244V245H158ZM164 244V243H163ZM93 245H86V246H88L87 248H89V246H93ZM96 246V245H95ZM95 246H93V247H95ZM208 246L209 247H212V244H208ZM1 247H0V252H1ZM89 248L90 250L91 249H93V247L92 248ZM150 248H152L151 246H150ZM150 248L148 247V249L150 250ZM88 249V250H89ZM153 249V248H152ZM158 249V248H157ZM154 251V250H153ZM158 251V250H157ZM190 255H191V260L192 261H196L197 259H195V257L190 253ZM147 257V256H146ZM149 257V256H148ZM148 257L146 258V264H148V263H150L149 262V259H148ZM142 255H141V253H139V252H137L136 253V256H135V258H134V263H136V264H139L140 262H141V260H142ZM198 259H200L201 261H199V263L198 264H227L228 262H227V260H225V259H222V258H219V259H217V257H216V255L215 254H212L210 251H203V252H201V254H200V257L198 258ZM198 261V260H197ZM237 263H238V261H237ZM240 264H241V262H239ZM144 264V263H143Z\"/></svg>",
  "mask_w": 264,
  "mask_h": 264
},
{
  "label": "snow or ice",
  "instance_id": "obj_3",
  "mask_svg": "<svg viewBox=\"0 0 264 264\" xmlns=\"http://www.w3.org/2000/svg\"><path fill=\"white\" fill-rule=\"evenodd\" d=\"M45 223H47V218H45Z\"/></svg>",
  "mask_w": 264,
  "mask_h": 264
}]
</instances>
